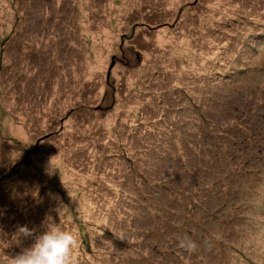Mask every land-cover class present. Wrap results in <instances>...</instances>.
Returning a JSON list of instances; mask_svg holds the SVG:
<instances>
[{
	"label": "rangeland",
	"instance_id": "374dc122",
	"mask_svg": "<svg viewBox=\"0 0 264 264\" xmlns=\"http://www.w3.org/2000/svg\"><path fill=\"white\" fill-rule=\"evenodd\" d=\"M46 216L78 264H264V0H0V264Z\"/></svg>",
	"mask_w": 264,
	"mask_h": 264
},
{
	"label": "clouds",
	"instance_id": "9594fccd",
	"mask_svg": "<svg viewBox=\"0 0 264 264\" xmlns=\"http://www.w3.org/2000/svg\"><path fill=\"white\" fill-rule=\"evenodd\" d=\"M43 231L37 232L27 225H18L12 234V241L18 246L31 239L32 243L14 257L5 256L6 264H78L74 253L80 245L77 230L65 229L51 216H46L42 221ZM2 232V229H0ZM179 247L188 253L197 250V244L189 236L181 237Z\"/></svg>",
	"mask_w": 264,
	"mask_h": 264
}]
</instances>
